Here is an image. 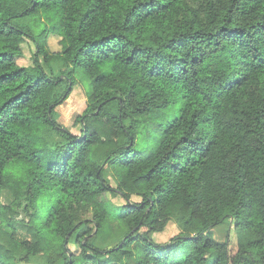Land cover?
<instances>
[{
	"label": "trees",
	"instance_id": "1",
	"mask_svg": "<svg viewBox=\"0 0 264 264\" xmlns=\"http://www.w3.org/2000/svg\"><path fill=\"white\" fill-rule=\"evenodd\" d=\"M0 264H264V0H0Z\"/></svg>",
	"mask_w": 264,
	"mask_h": 264
},
{
	"label": "rangeland",
	"instance_id": "2",
	"mask_svg": "<svg viewBox=\"0 0 264 264\" xmlns=\"http://www.w3.org/2000/svg\"><path fill=\"white\" fill-rule=\"evenodd\" d=\"M26 22V21H25ZM59 38L55 35H49L47 39V48L51 52H58L60 50L58 44ZM34 50V47L29 43L22 45V56L16 60L19 66H29L31 64V55ZM44 66V65H43ZM47 71V67H45ZM77 85L73 88L72 93L70 94L69 98L58 107L57 111L59 114L58 122L62 124L64 127L68 128L71 132L77 133L78 129L73 127L74 119L77 116H80L85 109L86 103V93L89 89V81L85 77L84 73L81 70H76L75 74ZM105 179L110 181L111 184H115V179L113 178L112 174L109 171H105L103 173ZM10 195V194H9ZM11 199V196H10ZM8 197H5L3 194L1 197V201L3 204H7L10 202ZM110 199V198H109ZM111 201L115 205L122 204L123 201L118 198H111ZM132 201H139L138 198L133 197ZM91 214L87 213L86 217L89 218ZM178 233V229L175 224L170 223L166 226L164 231L159 234H153L152 238L157 244H164L169 241L172 237H174ZM212 238L222 243L227 238L229 241V250L231 254L236 252V234L232 230L231 224L229 225L227 222L220 224L219 226L213 228L211 230ZM73 249V247H71Z\"/></svg>",
	"mask_w": 264,
	"mask_h": 264
}]
</instances>
